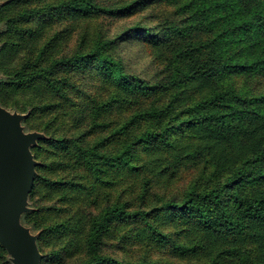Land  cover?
<instances>
[{
  "label": "trees",
  "instance_id": "trees-1",
  "mask_svg": "<svg viewBox=\"0 0 264 264\" xmlns=\"http://www.w3.org/2000/svg\"><path fill=\"white\" fill-rule=\"evenodd\" d=\"M166 1L181 17L174 41L145 32L144 40L162 57L161 77L154 83L126 74L113 56L116 39L101 30L94 38L82 37L72 55L58 57L52 53L53 39L39 44L42 26L35 31L25 25L45 13L127 15L147 0H60L39 7H32V0H6L0 6L5 23L0 34L1 106L22 112L25 106L17 98L22 93L31 113L64 109L69 81L58 76L59 69L83 64L94 65L111 86L107 97L92 96L73 116L74 122L83 121V108L88 107L90 131L59 143L72 156L65 165H73L67 168L71 174L53 178L47 164L35 165L28 199L44 190L45 197L55 192L63 201L33 207L22 214V221L40 229L38 250L52 233L65 238L61 248L41 256L40 264L68 254L70 264H174L103 253V239L117 237L127 221L135 224L120 237L150 248L159 241L171 243L181 264H264V91L240 94L226 74L229 69L264 71V0ZM14 6L20 8L13 12ZM126 102L138 105L112 123L108 114ZM45 137L31 147L34 159L45 143H54ZM190 163L194 173L179 198L146 205L155 178L173 177ZM132 175V181L141 175L143 206L130 209V199L118 198L88 216L69 211L78 191ZM165 222L174 226L178 240L162 231ZM3 261L12 264L0 244Z\"/></svg>",
  "mask_w": 264,
  "mask_h": 264
},
{
  "label": "rangeland",
  "instance_id": "rangeland-1",
  "mask_svg": "<svg viewBox=\"0 0 264 264\" xmlns=\"http://www.w3.org/2000/svg\"><path fill=\"white\" fill-rule=\"evenodd\" d=\"M5 1L0 0V6ZM58 1L60 0H32V7L42 6L44 3L46 5L47 2L57 3ZM93 1L99 4H112L129 0ZM18 8L20 7L14 6L12 11L14 12ZM180 17L177 7L166 0H147L146 3L127 15H97L96 13H90L86 17L75 16L73 13L68 14V16L61 14L47 15L45 13V15L41 14L33 17L28 22H25V25L27 28L35 29V31L42 26L44 33L41 34V37L35 33L38 36L39 44H44V41L46 43L48 40L53 39L54 49L52 53L58 57L72 55L79 46L82 37L85 36V39L94 38L100 32L99 30H101V34L116 39L113 56L122 62L124 72L126 74L136 75L149 83H154L161 77L162 57L156 54V48L152 44L144 40L145 32L150 30L160 38L174 41L177 38L176 26L180 23ZM4 28V21H0V34ZM226 74L232 79L235 89L240 94H258L264 91L263 70L241 72L235 69H229ZM59 75L64 76L69 81L65 92L67 105L64 109L56 108L47 112L41 111V113L35 110L34 113H31L32 105L25 101V96L22 93L17 95L21 106H25L22 112L14 108L5 107L11 112L20 111L26 114L25 118H27H24L25 121H23L24 119L21 121L25 131H40L41 133H45L47 139H54V143L50 142L49 145L45 143V149L40 152L41 156L35 159L36 164L42 162L49 166L50 175L53 174V178L56 176H65L63 172H69L67 168L73 166L71 164L65 166L66 162H71L73 159L70 154H66V150L59 143H67L64 141L90 131L91 118L88 107L83 108L84 114L87 115L83 121L80 120L76 123L73 120L75 112L79 109V104L86 106L92 96H100L99 98L107 97L111 90L110 84L105 82L101 73L98 72L94 65L83 64L69 68L67 71L59 69ZM0 77L4 78L1 71ZM137 105L138 103L129 105L126 102L120 111L119 109L111 111L108 114V119L112 120L113 123L114 120L120 119V116L130 113L129 110ZM59 163L63 167H66V170L64 171L65 168H62L60 165L61 168H56L53 172V168ZM151 168L154 170V167L151 166ZM41 171L47 173V168ZM193 173L194 169L191 163L189 165L182 164L179 171L173 177L166 179L165 177L155 178L150 192H146V205L148 206V203L156 202L157 200L161 203L163 200L179 198L182 189L190 180ZM132 177L133 175L122 177L118 183L112 185L96 184L94 188H90L86 192L78 191L76 197H74L73 206L69 211H77L80 216H88L92 211L100 210V208L118 198L130 199L132 203L130 209L143 206L145 202H142V192L138 187L141 175L134 181L131 180ZM54 193L47 197H45L44 190L36 193L34 198L28 199L29 210L33 209V207L38 208L39 205L44 204L45 206L47 204L58 205L56 200L61 203L63 199H59L61 198L60 195H54ZM138 194L139 197H137ZM55 214L59 215V211ZM21 222L29 228L30 233L35 235L37 239L38 234H40V229H36L31 224L25 223L22 221V218ZM134 224L135 222L133 221H130V223L127 221L118 229L117 234L119 235L117 237H105L102 242V252L117 256L118 258L125 257L131 258L132 260H141L145 257L164 262L170 261L174 264L183 263L171 243L160 245L159 241L156 248H150L142 241H126L120 237L123 232H126ZM162 231L171 240L179 239L174 226L169 222L163 223ZM115 233L114 231L112 234ZM63 235V233H52L46 236L42 241L43 249H39L41 256L48 255L56 249L61 248L65 242ZM74 253L76 254V251ZM71 262V255L68 254L67 257L61 260H52L48 264H70ZM0 264L8 263L3 261ZM43 264L47 263L45 262Z\"/></svg>",
  "mask_w": 264,
  "mask_h": 264
},
{
  "label": "water",
  "instance_id": "water-1",
  "mask_svg": "<svg viewBox=\"0 0 264 264\" xmlns=\"http://www.w3.org/2000/svg\"><path fill=\"white\" fill-rule=\"evenodd\" d=\"M25 116L0 105V244L12 264H40L36 236L21 216L29 210L28 194L36 172L31 147L45 135L25 131L21 124Z\"/></svg>",
  "mask_w": 264,
  "mask_h": 264
}]
</instances>
